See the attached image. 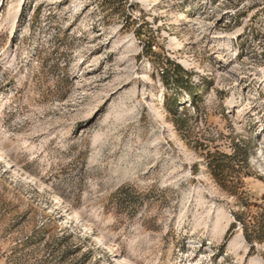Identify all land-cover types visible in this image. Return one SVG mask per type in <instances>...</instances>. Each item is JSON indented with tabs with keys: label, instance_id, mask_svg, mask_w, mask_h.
<instances>
[{
	"label": "rangeland",
	"instance_id": "rangeland-1",
	"mask_svg": "<svg viewBox=\"0 0 264 264\" xmlns=\"http://www.w3.org/2000/svg\"><path fill=\"white\" fill-rule=\"evenodd\" d=\"M0 264H264V0H0Z\"/></svg>",
	"mask_w": 264,
	"mask_h": 264
},
{
	"label": "trees",
	"instance_id": "trees-1",
	"mask_svg": "<svg viewBox=\"0 0 264 264\" xmlns=\"http://www.w3.org/2000/svg\"><path fill=\"white\" fill-rule=\"evenodd\" d=\"M174 67H175V71H176L177 73H181V72H182L183 75H187V76H188V73H187L185 70H182V68H181L180 66H176V65H174ZM174 83H175V85H176L178 88H180V87H181V78H179V79L177 78V80H176ZM190 94H191L192 96H195V95H196V92L191 91Z\"/></svg>",
	"mask_w": 264,
	"mask_h": 264
},
{
	"label": "bare ground",
	"instance_id": "bare-ground-1",
	"mask_svg": "<svg viewBox=\"0 0 264 264\" xmlns=\"http://www.w3.org/2000/svg\"><path fill=\"white\" fill-rule=\"evenodd\" d=\"M158 99V98H157ZM152 104H153V102H152ZM154 105V104H153ZM96 140H100V137L98 136V135H96V137L95 138H93V140L92 141H96ZM99 142V141H98ZM101 142V141H100ZM219 223V222H218ZM214 233H215V231H214ZM259 263V262H258ZM261 263V262H260Z\"/></svg>",
	"mask_w": 264,
	"mask_h": 264
}]
</instances>
